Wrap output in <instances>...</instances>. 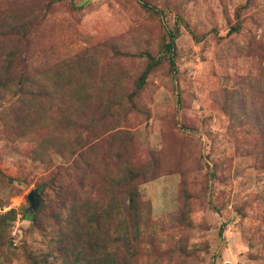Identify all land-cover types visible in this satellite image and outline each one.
Segmentation results:
<instances>
[{
  "label": "rangeland",
  "instance_id": "374dc122",
  "mask_svg": "<svg viewBox=\"0 0 264 264\" xmlns=\"http://www.w3.org/2000/svg\"><path fill=\"white\" fill-rule=\"evenodd\" d=\"M0 264H264V0H0Z\"/></svg>",
  "mask_w": 264,
  "mask_h": 264
},
{
  "label": "water",
  "instance_id": "95a60500",
  "mask_svg": "<svg viewBox=\"0 0 264 264\" xmlns=\"http://www.w3.org/2000/svg\"><path fill=\"white\" fill-rule=\"evenodd\" d=\"M28 201L32 208H35L39 204V198L36 191H31L28 195Z\"/></svg>",
  "mask_w": 264,
  "mask_h": 264
},
{
  "label": "trees",
  "instance_id": "16d2710c",
  "mask_svg": "<svg viewBox=\"0 0 264 264\" xmlns=\"http://www.w3.org/2000/svg\"><path fill=\"white\" fill-rule=\"evenodd\" d=\"M54 1H56V0H54ZM2 69H3V71L5 73H9L12 68L8 67V64H6L4 67H2ZM144 79H145V76H143L142 79H140V82H139V85H138L139 88L144 84Z\"/></svg>",
  "mask_w": 264,
  "mask_h": 264
}]
</instances>
